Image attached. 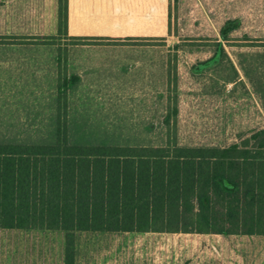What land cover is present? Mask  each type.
<instances>
[{
	"label": "rangeland",
	"instance_id": "obj_1",
	"mask_svg": "<svg viewBox=\"0 0 264 264\" xmlns=\"http://www.w3.org/2000/svg\"><path fill=\"white\" fill-rule=\"evenodd\" d=\"M67 1L60 26L64 0H0V142L219 147L264 130V0Z\"/></svg>",
	"mask_w": 264,
	"mask_h": 264
},
{
	"label": "trees",
	"instance_id": "obj_2",
	"mask_svg": "<svg viewBox=\"0 0 264 264\" xmlns=\"http://www.w3.org/2000/svg\"><path fill=\"white\" fill-rule=\"evenodd\" d=\"M0 231L61 233L63 264L80 235L110 233L164 235L153 264H240L236 242L264 238V130L219 147L0 142Z\"/></svg>",
	"mask_w": 264,
	"mask_h": 264
},
{
	"label": "crops",
	"instance_id": "obj_3",
	"mask_svg": "<svg viewBox=\"0 0 264 264\" xmlns=\"http://www.w3.org/2000/svg\"><path fill=\"white\" fill-rule=\"evenodd\" d=\"M80 236L76 244L77 264H102L105 259H110V264H153L154 259L162 256L164 245H168L164 243V235L157 233ZM174 241L185 246L189 239ZM236 247L243 250L240 264H264L263 237L244 238L236 242ZM63 253L61 233L0 231V264H63Z\"/></svg>",
	"mask_w": 264,
	"mask_h": 264
}]
</instances>
